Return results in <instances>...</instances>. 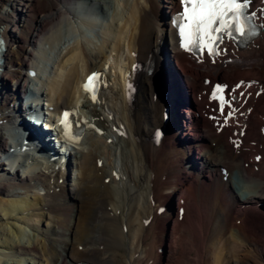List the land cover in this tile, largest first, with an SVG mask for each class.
<instances>
[{
	"label": "bare ground",
	"instance_id": "bare-ground-1",
	"mask_svg": "<svg viewBox=\"0 0 264 264\" xmlns=\"http://www.w3.org/2000/svg\"><path fill=\"white\" fill-rule=\"evenodd\" d=\"M161 1L111 0L108 14L110 8L101 0H6L9 15L0 13V107L13 99V92L29 86L26 70L33 68L30 78L48 92L46 103L69 110L84 130L74 143L73 184H66L71 163L63 167L62 157L47 162L36 156L14 172V156L9 165L0 157L5 172L0 171V219L9 223L17 216L26 222L0 228V264H246L251 259L242 256L241 249L264 259V27L256 28L243 48L227 43L212 63L192 64L165 42L167 16L176 3L167 0L163 6ZM251 9L264 25V0H255ZM98 25L100 36L94 35ZM147 62L152 71L165 65L166 82L179 95L195 90L200 99L212 84L224 86L225 98L231 96L236 109L228 118L230 125L216 132L221 118L208 119L207 109L194 99L195 108L188 113L183 102L174 99L168 122L181 125L167 130L161 100H151L155 79L144 71ZM106 69L107 77L100 72ZM92 70L99 71L108 86L95 99L85 96L82 87ZM126 78H132L135 89L128 103ZM7 81L20 87L7 88ZM236 97L241 100L237 104ZM186 106L192 107L191 102ZM14 107L11 102L0 110L2 150L5 135L13 134ZM155 130L162 133L157 144L152 143ZM108 133L121 140L109 146ZM119 159L126 164L122 172H116ZM36 167L48 173L35 175ZM220 168L226 169V180ZM233 173L239 179L234 188ZM35 183L43 195L35 191ZM2 185L9 188L6 193ZM117 188L125 192L126 205L137 201L129 213L106 202ZM42 223L54 229L41 230ZM161 242L167 244L159 257Z\"/></svg>",
	"mask_w": 264,
	"mask_h": 264
},
{
	"label": "snow or ice",
	"instance_id": "snow-or-ice-1",
	"mask_svg": "<svg viewBox=\"0 0 264 264\" xmlns=\"http://www.w3.org/2000/svg\"><path fill=\"white\" fill-rule=\"evenodd\" d=\"M181 4L183 11L174 17V23L179 31L181 47L186 51L198 50L203 54L206 49L209 56H216L221 54L218 45L225 36L236 42L241 37L256 34L255 14H248L249 0H244L243 3L240 0H181ZM98 79L99 74L90 76L86 90H94L89 86ZM223 91L218 86L213 93V98L219 99L221 114L227 103L218 95ZM68 117L69 113L65 112L62 125L66 138L73 140Z\"/></svg>",
	"mask_w": 264,
	"mask_h": 264
},
{
	"label": "rangeland",
	"instance_id": "rangeland-1",
	"mask_svg": "<svg viewBox=\"0 0 264 264\" xmlns=\"http://www.w3.org/2000/svg\"><path fill=\"white\" fill-rule=\"evenodd\" d=\"M85 1H87V0H85ZM165 1H167V0H163V1H161L162 2V5L164 6L165 5ZM10 2V1H9ZM101 2H103L104 4H106L108 7L109 6H111V0H101ZM110 8V7H109ZM90 10L92 11V10H94L93 8H90ZM167 10V9H166ZM111 8H110V11L108 12V14H110L111 13ZM9 12H10V5L9 4H6V0H0V13H1V15H3V16H8L9 15ZM98 12V11H97ZM3 13V14H2ZM106 13H107V11H106ZM108 17H104V20H106ZM109 19V18H108ZM103 19L101 18V20H100V22L102 21ZM102 23V22H101ZM104 25H105V22H104ZM9 29L11 30L10 31V35L12 36V35H15V33H13V34H11L12 33V30L14 29L13 28V25L12 24H10L9 25ZM97 29H98V31L96 30L95 31V33H94V35H98V36H100L101 34H102V31L103 30H101V26L99 27V25H98V27H97ZM100 34V35H99ZM11 36H9L10 38H11ZM70 39V38H69ZM70 41H72V40H69L68 42H65V45L64 44H60V45H58V49L59 50H57V51H60L63 47H66V46H68V44H70ZM67 44V45H66ZM3 47V46H2ZM29 48H31L30 46H28V49ZM55 58L53 57L52 58V60L50 61V63H49V67H50V65H51V67L49 68V70L51 69V71H52V69L54 70V68H52L53 67V64L55 63V60H54ZM54 62V63H53ZM49 70L47 71L48 73H46V74H49ZM106 71V70H105ZM108 75V74H107ZM164 75H166V73H164ZM1 78V77H0ZM167 78V77H166ZM165 78V79H166ZM213 78V77H212ZM214 80H219V79H215L214 78ZM222 80H226V78H223ZM164 82H166V80L164 81ZM6 84H7V88H8V86H9V88H11V89H13V88H18V87H20V86H18V85H15V86H13V84L14 83H12V82H10V81H7V82H5ZM0 85H1V82H0ZM39 86H40V84H39ZM42 86V85H41ZM10 89V90H11ZM45 92H46V90H44ZM11 92H13L12 90H11ZM14 93V92H13ZM46 93H48V92H46ZM49 96V95H48ZM2 98V94H0V99ZM11 102H13L14 103V99H11L10 101H8V103L7 104H5L4 106H2V107H0V110H2V111H5V110H7V107H8V104L9 103H11ZM100 110V109H99ZM187 114V113H186ZM104 115V117H106V115L105 114H103ZM108 135V136H107ZM106 136H107V138H108V140H107V142H108V144H109V146H114V145H116L118 142H119V140H121L119 137L118 138H116L115 136L113 137V135L112 134H110V133H108V134H106ZM109 140H111V141H109ZM116 140V141H115ZM111 142V143H110ZM171 147V146H170ZM188 147H189V145H188ZM77 149L78 148H72V150L73 151H71V150H69L71 153L73 152V155L70 157L71 158V160H72V162H71V164H70V168H69V171L67 172V176H66V184H73V181H74V179H75V176H76V165H75V161H74V154L76 153V151H77ZM119 150L120 149H118V152H119ZM35 163H38V162H36V161H34ZM122 161H120V159H119V162H118V164H117V169H116V172H119V171H121L122 172V170H120L121 168H122V166L123 167H125V162L123 163H121ZM28 164V163H27ZM100 163L98 162V165H99ZM30 165V164H29ZM4 165H2V164H0V171H1V173L3 172V173H5L4 172ZM27 168H28V166H27ZM26 168V169H27ZM11 169V168H10ZM25 171V170H24ZM24 171L23 172H20V174L19 175H24ZM36 172H47L46 170H45V168H42V167H36V169H35V171H34V174L35 175H37L36 174ZM48 173V172H47ZM31 174V173H30ZM233 174H235V175H233V177H232V179H230V183L232 184V186H233V188L235 187V184H236V181H237V184H238V182H239V179H238V177H237V173H233ZM15 176V178H16V180H20L21 178L18 176V175H14ZM71 180V181H70ZM125 179H123L122 181H124ZM232 181V182H231ZM35 185V187H36V189H35V191L37 190V193H40V194H42L43 195V191L41 190V187H40V184L39 183H35L34 184ZM2 186H5V185H2ZM6 188H5V191H4V193H6L7 191H8V187L7 186H5ZM58 188H60V191H59V193L61 192V190H62V186L61 185H58ZM40 189V190H39ZM34 190V189H33ZM19 192H21V193H24V191L23 190H18ZM233 192H235V190H232ZM236 193V192H235ZM124 196H125V192L123 191V190H121V189H113V190H111L110 191V194H109V197H108V201H106V202H108L109 204H112V203H114L115 205H116V209L120 212H123V214H126V213H129L128 212V207L129 206H134L135 204H136V202H134V203H132V204H130V205H126L125 204V200H124ZM110 198H113V200H110ZM16 199H18V198H16ZM105 197L104 196H102L101 197V202H102V210H103V213H104V203H105ZM174 203H175V201H174ZM101 204H97V205H95V207H94V209L95 210H97L98 209V207L100 206ZM163 211H165V209H163L161 212H163ZM160 212V213H161ZM20 214V213H19ZM18 215V214H17ZM17 216H15L14 217V219L13 220H8L7 222H9V223H4L3 222V220H1L0 219V228L1 227H3L4 225H7V227H8V229H9V226L11 227L12 226V224H10V223H16V224H18V225H26V222L25 221H18L17 219ZM26 220H28V219H26ZM97 220H98V218H97ZM173 221V220H172ZM172 221L170 222V224H169V231H170V228H171V224H172ZM43 225L42 226H39L40 228H41V230H45V229H47V228H52V229H54L52 226H49V225H45V223H42ZM6 227V228H7ZM12 228V227H11ZM25 231L26 232H28L29 234L31 233V231L28 229V228H26L25 227ZM35 233H37V232H35ZM37 236H39L40 238L42 237V232H40V234H38ZM44 237V236H43ZM166 244H167V242L166 243H162L161 242V250L159 251V257L162 255V254H164V252L162 251V249H164V247L166 246ZM4 251H7L6 249H3ZM251 252L250 253H248V252H242V249H241V254H242V256H244V255H246L249 259H251L250 261H247V263L248 264H264V259H263V257L261 258V257H259L258 255H256L255 253H254V251L253 250H250ZM241 255L239 256V257H241V258H243ZM165 257V256H164ZM163 257V258H164ZM165 259V258H164ZM14 261H15V259H14ZM27 261V263L28 264H33L31 261H29V260H26ZM165 261V260H164ZM245 261V260H244ZM11 263V262H10ZM27 263H25L24 262V264H27ZM246 263V264H247Z\"/></svg>",
	"mask_w": 264,
	"mask_h": 264
}]
</instances>
